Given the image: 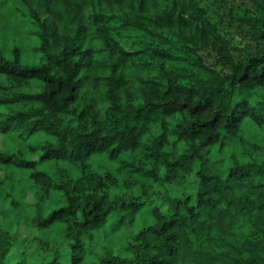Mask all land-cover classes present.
<instances>
[{
  "label": "clouds",
  "instance_id": "clouds-1",
  "mask_svg": "<svg viewBox=\"0 0 264 264\" xmlns=\"http://www.w3.org/2000/svg\"><path fill=\"white\" fill-rule=\"evenodd\" d=\"M0 264H264V0H0Z\"/></svg>",
  "mask_w": 264,
  "mask_h": 264
}]
</instances>
